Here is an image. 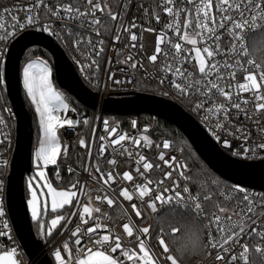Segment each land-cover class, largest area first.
Listing matches in <instances>:
<instances>
[{
	"label": "built area",
	"instance_id": "built-area-1",
	"mask_svg": "<svg viewBox=\"0 0 264 264\" xmlns=\"http://www.w3.org/2000/svg\"><path fill=\"white\" fill-rule=\"evenodd\" d=\"M101 3H107L112 12L118 13V23L128 26L135 24V27H131V33L137 35L136 41H131L129 39L130 34L124 32L122 29H120V40L115 41L114 36L116 35L117 28L113 25L112 21H108V25H113L111 30L105 32L101 27L99 37H97L91 29H86L84 32H81V36L85 39L90 37L97 48L103 49L99 56H96L95 53H92L91 49L85 45L75 46V40L69 39L66 34L67 30L59 27L61 23L60 20L53 18L49 21L52 23L54 31L59 34L60 38L58 39L55 36L50 37L57 41L64 50L81 82L90 91L98 95L99 104L97 108L93 110L92 122L88 135L84 136L83 134L88 124L83 123L85 119L82 117L80 111L71 103L69 95L56 87L64 98L65 103L69 106L68 110H61L58 114L62 119H72L74 122L79 121V123L73 126L65 125L63 128L57 129V136L61 142V156L58 157L57 165H53L56 168L55 176H60L62 170H65L68 176H75L77 178L75 181H79L77 191H79L80 186H83L85 195L78 194L77 200H74L73 204L68 206L65 216L71 218V223H67V220L62 221L50 235L48 234V239L44 242V248L47 254L52 258L53 263H59L55 259L54 253L60 250L62 258L66 263L70 261L71 256H69L67 249L63 247L65 243L69 245L68 249L72 256L81 258L85 257L87 249L91 248L93 250H98L101 248V246L95 244V240L100 239L102 235L110 236V241L108 243L111 246H114L113 242L115 238L119 237L122 247H124L128 245V241L137 239V228H149V232L139 236V239L145 242L146 250L150 252V257L159 258L158 264H170V261L166 258L167 254L163 252L162 246L159 244L162 228L156 226V219L166 211V206H162L159 202H156L157 211L152 213L150 209H147L141 203V199L138 198L139 188H137V185L144 186L148 181H151L152 183L149 184L148 187L154 189L158 185L160 193L164 196L172 194L173 192H180L182 196H186L184 193L186 180L181 177L180 172L184 173V177L189 176L182 151H177V149L180 148L175 146L174 140L161 131L159 117L152 115V117L147 120H142L137 114H125L116 119L103 117L104 111L102 110V103L104 100L114 97L115 93L118 92L133 93L134 95L147 94L169 100L180 106L186 113L194 118L220 149L228 155L236 159L247 161L262 160L264 159V149H257L254 158L252 152L249 151L248 159L236 153L243 152L245 145L251 148L254 146V143H264V109L259 108V104L264 103V81L260 79L261 75L264 74V50H261L259 57L257 55L255 56V63L261 65L259 71H254L250 67L247 68V71L242 70L241 65L247 67V57H241V65L235 66L234 69H225L222 64L226 57L215 55V45L211 39L206 40L205 43L198 41L196 46L190 45L182 39L184 31H188L191 34L196 28L195 8L197 5L195 3L189 4L187 0H183V2L182 0H173L172 6L174 12L177 9H182L179 16V23L181 25L180 36H176L173 31L166 29L170 17L164 9L159 7L160 0H120L118 6L114 9L109 6L107 1L101 0ZM35 4L36 0L12 1L10 4L0 7V21H3L6 27L11 24V21L8 20L4 12L6 9L10 10L12 14L18 15L20 21H24L28 13L23 9L29 5ZM46 4L54 7L55 5L71 3ZM76 6H79L81 10H84L86 7L84 0H81L79 5H73V7ZM32 11L33 14H35L37 9L33 7ZM39 11L43 13L44 8L41 7ZM211 12L216 16L217 21H219L220 13L216 10L215 2ZM200 15L202 16V13ZM97 16H100L99 12ZM156 16H159L158 21L155 18ZM41 18L45 20L49 19L46 16H42ZM105 19L106 17H101L102 24ZM62 23L65 25H72L74 28L77 27L75 22L71 20L65 19ZM185 23L189 25L187 29L184 28ZM29 31L42 32L28 27L24 31L18 32L14 39L7 41V55L3 66L5 83L3 86H0V116H2L4 120V123L0 124V141H3L0 143V180L4 182L3 194L0 195V203L4 205L5 211V216L0 218V232H8L11 237L9 239L8 236H0V252L11 251L12 248H15L16 253L14 257L16 261H18V264H35V262L26 255L8 210V182L17 146L18 121L12 102L8 96L5 70L11 45L18 37ZM221 33H223V29H220L217 35ZM0 34L4 33L0 32ZM44 34L48 35L47 33ZM161 35H164L166 38L165 43L159 44L162 53L158 54L157 61L150 62L148 57L157 54L155 50L158 46V38ZM243 37L245 42L250 46L255 37V33L250 30H245L243 32ZM168 39H171L173 44H181L179 55H177L176 49L168 45ZM101 40L103 41L102 44L100 43ZM220 43L221 47L227 51L228 36L226 34L223 35ZM133 44L135 47H133ZM205 44L214 51L213 58H209L204 54L205 60L208 61L209 64L213 61H217L221 65L218 73L214 71L212 79H215L216 75L224 76L225 79L218 81V83L224 86L225 91L231 93L232 101H248L246 105L241 103L240 110L233 108L231 103L227 100L218 102L216 105L217 107L219 104H224L229 109L227 119L222 121L223 128L216 127L217 122H221L220 118L222 113H217L214 110L208 111L210 105L207 103L198 107L197 104L203 99L202 96L193 95L191 92H189L187 96L181 95L170 86V82L173 81L172 72L169 71L167 74H164L160 70L162 67L163 50H166L168 59L165 63L168 64L170 69L179 67L181 71L191 73L193 78L202 79V74L198 72L199 62L195 58L193 48L200 47L203 49ZM129 56H131L132 59L125 63L126 58ZM181 57H189V59H185L178 64ZM92 59H95L99 66L94 75L90 74L91 69L81 70V67L89 64ZM227 59L228 63H232L233 58ZM133 62L137 63L135 69L131 68ZM121 69H123V71H121ZM109 72L114 73V79H131L133 83L113 84L112 80L108 77ZM248 75H255L257 84L261 85L258 90L260 99H258L256 95L257 89H254L252 87V82L246 79ZM151 77H155V79ZM162 79L164 82L160 83ZM241 85L249 90L241 91ZM214 91L215 90H213V94ZM33 107L35 109L34 104ZM104 121L108 122L109 131L113 128L117 129L114 136L109 137V131L104 130ZM133 121L136 122L135 126H133ZM121 133H125L127 137L132 139L122 141L121 145H113L111 141L116 139ZM101 136L105 137L103 144L106 145V147L103 156L98 157L97 151L101 145L99 139ZM217 136H219V140ZM245 136L249 138L245 140ZM82 138L85 140L86 145L91 146V155H89L88 147L82 148L80 146L79 140ZM135 140H139L140 143H134ZM224 140H228L232 148H226L223 144ZM165 141L170 143L169 149L163 148V143ZM78 144L81 147L82 156L81 160L76 163L74 162V158L78 157V153L75 157L74 154H71L70 148ZM65 145H67L66 154L63 151ZM161 155L164 156V160L159 159ZM141 156L145 157V160L140 161V172H137L135 170L137 167L136 162L139 161ZM173 156L176 157L175 160L172 159ZM111 159H115L116 164H110L109 160ZM4 160H7L6 167L3 166ZM165 161H168V163H165ZM145 162L151 163L153 167L150 170H145L143 168V163ZM93 165L99 166L100 171L97 172ZM179 166H184L180 167V172L177 171ZM69 167L73 168L75 171L69 173ZM108 172L112 173L113 179L105 185L103 184V180H101V174H103V179L106 180L108 179ZM125 172L133 176L131 181L123 179ZM89 173H91V175ZM168 173H171V175H166ZM213 182H215L213 183L215 192L209 194L212 196V199L205 205V212H214L216 210L212 205L223 199L222 193L234 196L238 201H241L243 195L246 193L255 204L264 205V191L235 184L226 185L217 180H213ZM70 186L71 183L68 184L66 188ZM101 187H103L104 191L99 190ZM239 188H243L245 192H239ZM124 189H127L133 195L131 201L121 195ZM98 195L113 199V205H108L105 199L96 200L95 197ZM155 195V191L150 193L151 197H155ZM143 200H149V196H145ZM201 200H203V197H201ZM133 204H135L136 209L141 212L140 217L135 215V210L132 208ZM84 206H89L91 208L98 207L100 212H93L91 216H88L83 213ZM73 211L76 212V216H72ZM237 211H239V209H237ZM254 212L259 215L258 217L254 216L253 219H256L260 224H264V207H254ZM81 215H84V218L88 219L89 223L87 225L80 221L79 217ZM233 219L236 220L238 217L234 215ZM97 220L102 227L97 229L95 233L85 235L86 229L88 227H95ZM130 221L132 225H134V234L132 237H128L123 229V225ZM5 222L8 225L7 229L3 228ZM200 222L203 226L204 222ZM77 225L81 228L79 234L81 244L79 246L75 244L76 237L71 235ZM252 228H255V224L252 225ZM251 230V228L248 229V231ZM163 232L165 233L163 239L167 242L169 236L167 235L168 231L163 229ZM204 235L205 244H207L208 231L206 229L204 230ZM212 235L215 236V232H213ZM245 243L248 248L247 264H254L255 257L264 261V251L258 253L253 250L255 248L264 249V239H258L255 236L252 237V239H248L247 235H244L240 243L235 245L231 252L223 254L222 260L215 259L217 249L207 247L205 256L194 264H228L233 252L237 254L235 264H243L238 254L242 252L240 245ZM104 247L114 258L119 257L120 250H118L117 253H110L108 245ZM132 247L136 250L137 258H139L138 264H144L143 253L138 250L137 245H132ZM225 247H227V245ZM220 251L223 252V249H220ZM180 264H182L181 261Z\"/></svg>",
	"mask_w": 264,
	"mask_h": 264
},
{
	"label": "snow or ice",
	"instance_id": "snow-or-ice-1",
	"mask_svg": "<svg viewBox=\"0 0 264 264\" xmlns=\"http://www.w3.org/2000/svg\"><path fill=\"white\" fill-rule=\"evenodd\" d=\"M214 2L217 12L220 13L219 21H217L216 16L211 12ZM187 3H195L197 5L195 8L196 28L191 34L188 31L183 32L182 39L184 41L190 45L196 46L198 41L205 43L206 40L211 39L215 45V55L226 57L222 64L225 69H234L235 66L241 65V57L248 58L246 61L247 67L241 65L242 70L247 71L248 67L252 68L254 71H259L261 69V65L255 63V56L260 50H264V0H187ZM84 4L86 7L84 10H81L79 6L73 7L72 4L55 5L53 7L44 3V0H36L35 5H29L23 9L28 13L24 21H20L18 15L12 14L10 10H4L8 20L11 21V24L6 27V24L3 21H0V32L4 33L0 34V86H3L5 83L3 66L7 55V41L14 39L18 32L24 31L28 27L40 30L47 33L49 36H55L59 39V34L54 31L52 23L49 22L53 18L61 21L59 27L67 30L66 34L69 39L75 40V46L85 45L91 49V52L95 53L96 56H99L103 49L97 48L90 37L85 39L81 36V32H84L86 29H91L95 35L99 37L101 27L105 32H109L114 25L117 28L116 35L114 36L115 41H119L121 38L120 29L130 34L129 39L131 41L137 40V35L131 33V27H135V24L128 26L118 23V13L112 12L107 3L102 4L101 0H95V2L94 0H84ZM172 5L173 0H160L159 7L164 9L170 17L166 29L173 31L176 36H180L181 25L179 23V16L182 9H177L174 12ZM33 7L37 9L35 14H33L32 11ZM41 7L44 8L43 13L39 11ZM98 12L100 13V16H97ZM201 13L202 16L200 15ZM42 16H46L49 19H42ZM101 17H106L103 24ZM155 18L157 21L159 20V16H156ZM65 19L74 21L77 27L74 28L72 25L63 24L62 21ZM108 21H112L113 25H108ZM188 26L187 23L184 24L185 29H187ZM220 29H223V33L217 35ZM245 30H250L255 33V37L250 46L245 42L243 37V32ZM225 34L228 36L227 51L221 47L220 43ZM165 41L166 38L164 35H161L158 38V46L155 50L157 54L148 57L150 62L157 61L158 54L162 53L159 44L165 43ZM100 43L102 44L103 41L101 40ZM167 43L169 46L176 49L177 55H179L181 44H173L171 39H168ZM133 47H135L134 44ZM193 51L195 52V58L199 62L198 72L202 74V79L193 78L191 73H185L181 71L179 67L170 69L168 64L165 63L168 59L166 50H163L162 67L160 70L164 74H167L169 71L172 72L173 81L170 82V86L181 95L187 96L189 92H191L193 95L202 96L203 99L198 102V107L207 103L210 105L208 111L214 110L217 113H222L220 118L221 122H217L216 127L223 128L222 121L227 119L229 109L224 104H219L217 107L216 105L218 102L227 100L231 103L233 108L240 110L241 103L246 105L248 101H232L231 93L225 91L224 86L218 83V81L225 79L224 76L216 75L215 79H212L214 71L218 73L221 65L217 61H213L209 64L208 61L205 60L204 54L209 58L214 57V51L207 46V44H205L203 49L200 47H194ZM227 58H233L232 63H228ZM131 59V56L127 57L125 63ZM185 59H189V57H181L178 64ZM98 67L97 61L92 59L89 64L82 66L81 70L84 71L85 69H91L90 74L94 75L95 71L98 70ZM136 67L137 63L133 62L131 68L135 69ZM121 71H123V69H121ZM50 76L51 68L45 61L30 62L23 70V87L31 102L35 105V111L39 114V126L43 134V139L41 140L39 149L35 152L34 157L35 165L38 169L47 168L49 165H57L58 157L61 156V142L57 136V129L63 128L65 125L73 126L74 124L79 123V121L74 122L72 119H62L58 114L61 110H68L69 106L65 103L64 98L60 93L53 88ZM108 77L112 80L113 84L133 83L131 79H114V73L111 72H109ZM151 78L155 79V77ZM246 79L252 82V87L254 89H257L256 95L257 98L260 99L258 90L261 85L257 84L256 76L248 75ZM260 79L264 81V74L261 75ZM163 82V79L160 80V83ZM213 90H215L214 94ZM246 90L249 89H246L241 85V91ZM259 108L264 109V103L259 104ZM2 123H4V120L3 117L0 116V124ZM83 123L88 124V120L85 119ZM132 123L133 126H135L136 122L133 121ZM104 130L109 131L107 121H104ZM116 132V128L111 129L109 131V137L114 136ZM248 138L249 137L245 136V140ZM99 139L101 145L97 151V156L102 157L106 147V145L103 144L105 137L101 136ZM131 139L132 138L127 137L125 133H121L116 139L112 140L111 143L113 145H121L122 141ZM217 139L219 140V136H217ZM2 142L3 141H0V143ZM134 143L139 144L140 141L135 140ZM79 144L82 147H88L89 155H91V146L86 145L84 139H80ZM223 144L226 148H232V145L228 140H224ZM163 148L169 149L170 143L165 141L163 143ZM257 149H264V143H254V146L251 148L245 145L244 151L236 154L248 159L249 151H251L254 158ZM63 151L65 154L67 153V145L64 146ZM177 151L182 150L177 149ZM159 159L164 160L165 158L161 155ZM172 159L175 160L176 157L173 156ZM144 160L145 157L141 156L139 161L136 162L137 167L135 170L137 172H140V161ZM109 163L116 164V160L111 159L109 160ZM165 163H168V161H165ZM3 166H7V160L3 161ZM93 166L97 172L100 171L99 166ZM152 167L153 165L149 162L143 163V168L145 170H150ZM180 167L184 166H179L177 168L178 172H180ZM74 171L73 168H68L69 173H73ZM89 174L91 175V173ZM166 175L170 176L171 173ZM180 175L186 180L184 188L186 196H182L180 192H173L172 194L164 196L160 193L158 185L154 189L148 187V185L152 183L151 181H148L144 186L137 185V188H139L138 198L141 199V203L147 209H150L152 213L157 211L156 202H159L162 206H166V211L157 217L158 220L170 222L171 220L176 219L177 211L179 210L182 215L191 214L194 221L204 222L203 228L198 230H194L191 224H182L181 228H183V231L181 228H171L167 235L173 238L172 244L175 246V254H173V250L169 247L168 242L163 239L165 233L163 232V228L161 229L159 244L162 246L163 252L167 254L166 258L170 261V264H180V260L183 259L186 254L195 253L197 249L201 247H212L217 249L215 259L222 260L223 254L231 252L233 247L240 243V240L244 235H247L248 239H252L254 236L258 239H264V224H260L256 219H253L254 216L258 217L259 215L254 212V207L260 208L264 207V205L255 204L254 201L250 200L246 193L243 195L241 201H238L234 196L222 193L221 195L223 196V199L212 205L216 210L214 212H205V205L212 199V196L208 194L210 184L208 182L202 183L198 174H195L194 179L192 177H184L183 172H180ZM107 176L108 179L105 180L103 179V174H101V180H103V184L105 185L113 179L111 172H108ZM123 179L131 181L133 176L130 173L125 172ZM39 182H42V186ZM27 184L30 195L27 204L30 208L31 218L38 222L41 229L44 228V223L41 220V212L37 206L38 192L43 196L45 194V189L47 190V194L51 197L50 213L52 214H56L59 209H64L66 205L71 206L73 201L77 200L78 194L85 195L83 186H80L79 191H77L79 181L71 183L72 190H57V188L47 180L43 170L30 176ZM3 186V180H0V195L3 194ZM192 187L196 189L195 193L191 190ZM99 190L104 191L103 187ZM152 191L156 192L155 197L150 196ZM238 191L241 193L245 192L243 188H239ZM201 193L204 194L203 200H201ZM121 195L129 201L133 199V195L127 189H124L121 192ZM145 196H149V200H143ZM95 199H105L108 205H113L114 203L113 199H110L107 196L101 197L98 195ZM132 208L135 210V215L140 217L141 212L136 209L135 204L132 205ZM237 209H239V211H237ZM45 212H48L46 202ZM93 212L99 213L100 209L98 207H83L84 214L91 216ZM234 215H236L238 219L234 220ZM4 216V205L0 203V218H3ZM72 216H76L75 211L72 212ZM79 219L85 225L89 223L88 219L84 218V215H81ZM65 220H67V223H71V218L62 214L55 215V218H51L48 234L50 235L51 232ZM253 224H255V228H252ZM101 227L102 225L97 220L95 227H88L86 229L85 235L95 233L97 229ZM3 228H8L6 222L3 224ZM249 228L252 230L248 231ZM123 229L128 237L133 236L134 225H132L131 221L124 224ZM205 229L208 231L207 244H204L203 236L201 235ZM80 232L81 228L77 225L71 233L72 236L76 237L75 244L78 246L81 244ZM136 232L137 239L128 241V245L124 247H122L119 237L115 238V241L113 242L114 246H111L108 243L110 241V236L102 235L100 239L95 240V244L101 246V248L98 250H93L91 248L87 249L85 253L86 258L79 259L78 264H138L139 258H137L136 250L133 249L132 245H137L138 250L143 253L144 264H158L159 258L150 257V252L146 250L145 242L139 239V236L149 232V228H137ZM213 232H215V236L212 235ZM0 236H8L9 239L11 238L8 232H0ZM105 245H108L110 248V253H117L118 250H120L119 257L114 258L112 254H109L108 250L104 247ZM226 245L227 247H225ZM240 246L242 252L238 254L239 258L243 261V264H247V245L245 243ZM63 247L68 249L69 245L65 243ZM220 249H223V252H221ZM253 250L258 253L264 251V249L261 248H255ZM15 253V248H12L11 251H5L3 255H0V262L7 260L9 264H18V261L13 259ZM54 255L59 264H65V260L62 258L60 250L55 251ZM69 256H71L70 251ZM236 259L237 254L233 252L228 264H235ZM262 264H264V262H262Z\"/></svg>",
	"mask_w": 264,
	"mask_h": 264
},
{
	"label": "water",
	"instance_id": "water-1",
	"mask_svg": "<svg viewBox=\"0 0 264 264\" xmlns=\"http://www.w3.org/2000/svg\"><path fill=\"white\" fill-rule=\"evenodd\" d=\"M31 46H40L53 56L57 84L81 104L91 110L96 109L98 95L81 82L64 50L52 37L42 32L29 31L18 37L11 45L5 75L8 96L18 121V130L17 146L8 182V210L26 255L35 264H54L46 253L43 242L48 215V212H45V202L49 211L47 192L45 190L43 196L38 192L43 211L41 220L44 223V228H40L38 236L32 228L31 215L24 196L25 176L35 175L34 170L38 169L35 160L32 159V119L22 95L20 78L21 58ZM102 110L117 114L157 116L174 125L188 139L200 158L221 178L235 185L264 191V159L247 161L228 155L220 149L199 123L177 104L160 97L137 94L123 98L110 97L103 101ZM39 183L42 186L41 182Z\"/></svg>",
	"mask_w": 264,
	"mask_h": 264
},
{
	"label": "trees",
	"instance_id": "trees-1",
	"mask_svg": "<svg viewBox=\"0 0 264 264\" xmlns=\"http://www.w3.org/2000/svg\"><path fill=\"white\" fill-rule=\"evenodd\" d=\"M12 1H24V0H0V7L6 6L10 4ZM107 1L109 6L114 9L118 6L120 0H104ZM44 3H54V4H63V3H71L73 5H79L81 3V0H44ZM261 54V50L257 53V56L259 57ZM36 59H42L45 62H47L50 67H51V74L52 77L54 78L56 82L57 88L61 89L59 85L57 84L55 73H54V65H53V56L44 48L40 46H31L29 47L23 54L20 62V67L21 70L22 68L30 63L33 60ZM21 76V73H20ZM63 90V89H61ZM21 91L22 95L24 97L25 105L27 110L29 111L32 119V130H33V143H32V159L34 160L35 157V150L39 144V139L41 136V128L39 126V116L37 112L35 111L33 104L31 101L27 98L26 93L21 85ZM64 91V90H63ZM66 92V91H65ZM69 95V99L71 103L80 111L82 114V117L88 120V127L85 130V133L83 134L84 136L88 135V132L90 130L91 122H92V114L93 110L87 108L83 104H81L75 97H73L71 94L66 92ZM134 96L133 93H124V92H118L115 93L114 97L116 98H123V97H131ZM125 115V114H117V113H110V112H104L103 117H108V116H116V118H119L120 116ZM142 120H147L152 117L150 114H137ZM160 129L161 131L171 137L174 140L175 146L182 149V156L183 159L186 163V166L188 168V176L192 177L193 179L195 178V174H198L201 182H208L210 184V189L208 194H212L215 192V187L213 185V180H217L220 183L226 184V185H232L231 182L221 178L219 175H217L213 170L209 168V166L200 158L198 153L194 150L192 147L191 143L188 141V139L172 124L169 122L160 119ZM71 154H74V162H78L81 160V147L78 145H74L70 148ZM69 160V159H68ZM45 176L47 177V180L51 182L53 185L61 188H66V186L72 182H74L77 178L75 176H68L67 172L65 170H62L60 176H55V171L56 168L54 166H48L45 168ZM36 174V169L34 170ZM27 179L28 177L25 176L24 179V196L25 199L28 200L30 198L29 191H28V184H27ZM193 193H195L196 189L194 187L191 188ZM203 193H201V197H203ZM67 209V208H66ZM64 208V213L66 211ZM58 212H61L59 209ZM42 208H41V217H42ZM52 213H50V208L48 211L47 219H46V229H47V224L49 221V218L51 217ZM32 220V219H31ZM182 224H191L194 230L202 229V223L200 221H194L192 219L191 214H184L182 215L179 210L177 211V216L176 219L171 220L170 222L168 221H160L156 219V226L158 228H163L166 231H170L171 228H181ZM32 228L38 236L40 226L37 221L32 220ZM183 231V228H181ZM203 236L204 244H205V235L204 231L201 233ZM48 239V234L47 231L45 232L43 242H46ZM172 237L168 236L167 242L169 244V247L172 248L173 254H175V246L172 244ZM1 253V252H0ZM206 253V248L201 247L197 249L195 253H188L184 256L183 259H181L182 264H194L195 262L201 260ZM51 258V257H50ZM52 259V258H51ZM262 260L259 258L255 257L254 264H262Z\"/></svg>",
	"mask_w": 264,
	"mask_h": 264
},
{
	"label": "rangeland",
	"instance_id": "rangeland-1",
	"mask_svg": "<svg viewBox=\"0 0 264 264\" xmlns=\"http://www.w3.org/2000/svg\"><path fill=\"white\" fill-rule=\"evenodd\" d=\"M33 61H43L42 59H36V60H33ZM33 61H31V62H33ZM27 65V64H26ZM26 65L22 68V70H21V76H20V78H21V85H22V87H23V70H24V68L26 67ZM47 65L50 67V65L47 63ZM51 68V67H50ZM50 80H51V82H52V85H53V88L57 91V92H59L57 89H56V82H55V80H54V78L52 77V74H51V76H50ZM23 89H24V87H23ZM24 91H25V93H26V90L24 89ZM60 93V92H59ZM61 95V94H60ZM26 96H27V98L30 100V98L28 97V95H27V93H26ZM31 101V100H30ZM32 103V102H31ZM38 116H39V114H38ZM108 117H110V118H113V119H116V116L114 117V116H108ZM85 119V118H84ZM43 139V134H42V130H41V136H40V139H39V144H38V146H37V148H36V150H35V152L39 149V146H40V142H41V140ZM40 170H43L44 172H45V168L44 169H38V170H36L37 172L38 171H40ZM53 185V184H52ZM54 187H56L57 188V190H72L71 189V186L70 187H68V188H61V187H57V186H55V185H53ZM46 190V189H45ZM46 192H47V190H46ZM47 196H48V200H49V208H51V197H50V195H48L47 194ZM74 202V201H73ZM28 205V204H27ZM68 209V205H66L65 206V209ZM28 209H29V212H30V208H29V206H28ZM67 209H66V211H65V213L67 212ZM61 210V212H57L56 214H52L51 215V217L49 218V221H48V224H47V229H46V231H47V234H48V228L50 227V220H51V218H55V215H58V214H62V215H65V213H64V209H60ZM31 215V214H30ZM55 230V229H54ZM53 230V231H54ZM52 231V232H53ZM51 232V233H52ZM67 251H68V253H69V249H67ZM5 252V251H4ZM4 252H1L0 253V255H3L4 254ZM13 259H15V257L13 256ZM16 260V259H15ZM74 262V258L72 257V255H71V257H70V261H68V262H66L65 264H72ZM0 264H9V262L7 261V260H5V261H3V262H0ZM54 264H59V263H54Z\"/></svg>",
	"mask_w": 264,
	"mask_h": 264
},
{
	"label": "crops",
	"instance_id": "crops-1",
	"mask_svg": "<svg viewBox=\"0 0 264 264\" xmlns=\"http://www.w3.org/2000/svg\"><path fill=\"white\" fill-rule=\"evenodd\" d=\"M37 206H38V209H39V211H40L41 204H40L39 195L37 196ZM72 257L74 258V262H73L72 264H78V260H79V259H84V258H86V256H85V257H81V258H76V257H74V256H72Z\"/></svg>",
	"mask_w": 264,
	"mask_h": 264
},
{
	"label": "bare ground",
	"instance_id": "bare-ground-1",
	"mask_svg": "<svg viewBox=\"0 0 264 264\" xmlns=\"http://www.w3.org/2000/svg\"><path fill=\"white\" fill-rule=\"evenodd\" d=\"M99 104V103H98ZM45 251H46V249H45ZM47 253V252H46Z\"/></svg>",
	"mask_w": 264,
	"mask_h": 264
}]
</instances>
